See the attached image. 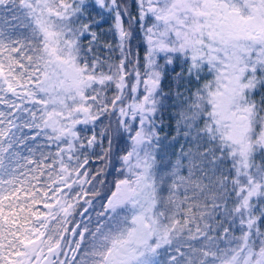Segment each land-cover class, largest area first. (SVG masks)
<instances>
[{
    "label": "snow or ice",
    "instance_id": "6c2138e0",
    "mask_svg": "<svg viewBox=\"0 0 264 264\" xmlns=\"http://www.w3.org/2000/svg\"><path fill=\"white\" fill-rule=\"evenodd\" d=\"M0 264H264V0H0Z\"/></svg>",
    "mask_w": 264,
    "mask_h": 264
},
{
    "label": "trees",
    "instance_id": "16d2710c",
    "mask_svg": "<svg viewBox=\"0 0 264 264\" xmlns=\"http://www.w3.org/2000/svg\"><path fill=\"white\" fill-rule=\"evenodd\" d=\"M166 91H167V89H166Z\"/></svg>",
    "mask_w": 264,
    "mask_h": 264
}]
</instances>
